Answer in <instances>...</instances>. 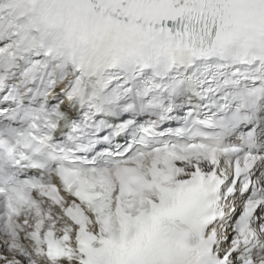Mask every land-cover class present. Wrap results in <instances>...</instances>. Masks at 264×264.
<instances>
[{
	"label": "snow or ice",
	"instance_id": "snow-or-ice-1",
	"mask_svg": "<svg viewBox=\"0 0 264 264\" xmlns=\"http://www.w3.org/2000/svg\"><path fill=\"white\" fill-rule=\"evenodd\" d=\"M0 264H264V0H0Z\"/></svg>",
	"mask_w": 264,
	"mask_h": 264
}]
</instances>
